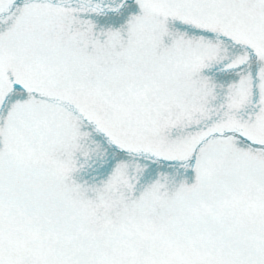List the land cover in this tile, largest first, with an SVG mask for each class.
<instances>
[{
  "label": "snow or ice",
  "instance_id": "snow-or-ice-1",
  "mask_svg": "<svg viewBox=\"0 0 264 264\" xmlns=\"http://www.w3.org/2000/svg\"><path fill=\"white\" fill-rule=\"evenodd\" d=\"M0 264H264V0H0Z\"/></svg>",
  "mask_w": 264,
  "mask_h": 264
}]
</instances>
